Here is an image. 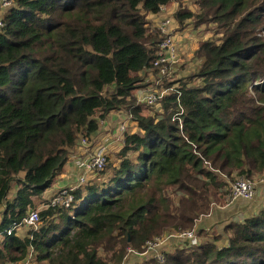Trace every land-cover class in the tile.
Instances as JSON below:
<instances>
[{
  "label": "trees",
  "instance_id": "1",
  "mask_svg": "<svg viewBox=\"0 0 264 264\" xmlns=\"http://www.w3.org/2000/svg\"><path fill=\"white\" fill-rule=\"evenodd\" d=\"M172 2L18 0L5 15L0 264H19L31 249L37 264H107L100 249L116 247L122 264L127 248L142 252L154 237L194 230L211 213L213 199L227 194L215 170L264 173V0H197L202 17L223 35L219 45L205 42L198 50L200 86L181 88L182 131L172 122L176 95L164 101L166 115L157 121L134 105L139 74L166 37L149 32L148 16ZM193 17L176 14L180 25ZM124 108L143 134L127 137L119 167L105 181L76 190L71 208L40 212L37 230L9 234L37 210L79 138H91L101 121ZM223 238L228 246L219 247ZM145 264H264V208L228 224L224 236Z\"/></svg>",
  "mask_w": 264,
  "mask_h": 264
},
{
  "label": "rangeland",
  "instance_id": "2",
  "mask_svg": "<svg viewBox=\"0 0 264 264\" xmlns=\"http://www.w3.org/2000/svg\"><path fill=\"white\" fill-rule=\"evenodd\" d=\"M169 8H172L170 10H167L165 13H163L159 22H156L160 24L164 20L168 18H173L177 21L176 19V14L180 11L183 12H190L193 14V18L187 20L184 22V24L180 25L179 23L173 27V29L170 31L172 36L174 35H180V36H185L189 35L192 36L193 39H198L197 42L193 43L191 46H188L186 51L182 50L181 47L179 46V62L176 65H172L168 67L167 74L165 77L161 79V82H163V85L160 86L158 89L160 92H163L169 87L172 86H179V88L182 87H198L201 84V79L198 78V73L200 71V66L202 65V60L200 57H198V50L200 46L205 43V42H213L214 44H220L222 35H223V30H220V27L212 23L211 18H204L202 17V14L204 15L203 11L200 9V7L197 4V0H173L172 4L170 5ZM148 30L151 34H159L161 36L162 34L159 33L156 29L153 30V28L156 26V23L154 20H148ZM178 22V21H177ZM263 33H260L259 36L264 40V30H262ZM157 36V35H156ZM163 36V35H162ZM177 41V40H176ZM178 43V41H177ZM189 53V57H187V54ZM143 79L142 83V88L134 92V105L138 108L141 109V115L154 119V120H159L160 118L164 117L166 115V103L164 101L167 99H164L160 101V103L154 107H150L146 104L143 103L141 100V93H145L149 87L153 85V82L156 80H159V74L157 71L154 72H149L145 73L141 76ZM143 93V94H144ZM174 96V95H172ZM171 97V96H170ZM133 107V106H131ZM129 114L131 112L124 108L122 111H117L111 113L110 116H108V119H110L112 125H109V130H106L105 134L103 135L102 132H98L95 134L93 137H91V142L93 146H99V145H104L107 142L110 141L111 137H118L115 135L116 130L118 127L121 125L122 122H126L128 119ZM132 115V114H131ZM119 118V119H118ZM118 132V131H117ZM136 132V133H133ZM134 134H143L140 127L139 123L136 121V119L132 116L131 119L127 122V132L123 135H121V141L116 142L113 144V146L108 147V166L106 168V171L97 176L96 178L91 180V183L98 184L102 181H105L108 177L109 174H111L116 166L113 165V160H111L112 156H115L116 159L121 161L122 158V151L126 146V140L127 137L132 136ZM79 142V141H78ZM118 144V145H116ZM116 145V146H115ZM136 154L132 155L131 157L133 159L136 158ZM215 173L218 175V179L222 180L226 185L224 188V191L227 193L224 198L222 197H217L213 199V204L215 206V209L217 206L225 208L224 212H231L230 209L233 207L235 204L238 203V201H233L231 197V187L232 185L240 179H251L253 180L258 188V184H264V173L263 174H257L252 175L250 177L248 176H241L237 175V173H233L231 176L224 175L220 171H216ZM170 192H172V189H169ZM14 194V193H13ZM54 194V190H50L49 192L47 191L42 197H39L36 201V209L39 212H42L48 208V204L50 202V199L52 198ZM13 196V195H12ZM12 196L10 198H12ZM213 206V207H214ZM4 210L3 206H0V222L2 220V212ZM231 214V213H230ZM230 215L229 219H224L221 222H224L223 224H219V226H225L227 223H235V222H242L245 220V217L242 215ZM205 217V216H204ZM203 218V217H201ZM200 218V219H201ZM199 219V220H200ZM42 225V221L38 225V228ZM226 225V226H227ZM225 226V227H226ZM23 228L18 235L21 237H24L27 235V233L31 230ZM33 230V229H32ZM196 230V229H195ZM194 230V231H195ZM197 234L198 239L200 242H205L204 240L201 241L205 236L203 235L204 233L206 234L207 231L201 230L195 231ZM170 233L174 234L176 232H166L164 234H161L159 236L154 237L152 240L161 238L162 240H165V245L163 247H160L158 251H155L153 249H149L147 244L144 246V250L142 252L140 251H133L127 248L124 257L122 260V264H145L146 262H149L151 260L156 259V255L158 253H163L167 254L171 251H173L176 248H182L184 246V242L179 239V238H169ZM167 240V241H166ZM178 240V241H177ZM148 252V253H147ZM123 251L121 248L116 247L114 252H109L106 253L103 249H100L99 251V256L107 263V264H116L118 261V258L122 255ZM37 264V263H36Z\"/></svg>",
  "mask_w": 264,
  "mask_h": 264
},
{
  "label": "built area",
  "instance_id": "3",
  "mask_svg": "<svg viewBox=\"0 0 264 264\" xmlns=\"http://www.w3.org/2000/svg\"><path fill=\"white\" fill-rule=\"evenodd\" d=\"M17 2L18 0H0V32L5 26V15L10 9L16 6ZM167 10H169V7H163L158 15L162 16L163 13H165ZM176 24H178V22L175 19L168 18L166 19V21L164 20L160 24H157V26L155 27L158 31L161 32V34L166 37L158 46V50L155 53V60L150 63V66L146 70H144V72L157 71L160 79L154 81L153 85L149 87L145 93L143 92L144 94L141 93V100L144 104L150 107H154L158 105L160 101L172 95H176L179 103V109L176 113L173 114L172 122L178 123L180 130L182 131V116L184 115V108L180 105V98L182 96L181 88L175 85L167 88L163 92H160L158 89L163 85L161 79L166 76L168 67L176 65L179 62V46L176 41V35H170L172 32L171 30L173 29V27H175ZM131 118L132 115L129 114L127 121L120 123L121 125L117 129L119 137H111L110 141L104 145L93 146L90 140L91 138H79V142H77L76 147L72 150L68 160V162H72L73 164V171L71 173H66L69 184L63 188L54 190V194L50 199L48 208L54 207L69 209L74 205L75 191L80 188H84L87 185H92L93 183H91V180L96 178L106 170L109 161L108 147L113 146V144H115L116 142L121 141L120 136L127 132V122ZM106 124V120L101 121L98 132H100L106 126ZM94 135H92L91 137H93ZM206 165L210 167V164L207 162ZM256 194L257 185L251 179L244 178L237 180L231 187V197L233 201H252L255 199ZM40 222V212L38 210L31 211L21 224L16 225L15 228L10 230L8 233L12 234L13 232H16L18 234L23 228H32L34 230H37ZM194 230L170 234V236H168V239L173 237L181 239L186 243V245L183 247H198L200 246L201 242ZM146 244L149 249L158 251L160 247H163L165 245V240H162L161 237L148 241ZM131 250L133 249H130V251ZM163 251L162 253H158L156 255L155 260L159 263H164L165 261V254L163 253ZM19 264H36L34 251L31 249L26 259H24Z\"/></svg>",
  "mask_w": 264,
  "mask_h": 264
},
{
  "label": "crops",
  "instance_id": "4",
  "mask_svg": "<svg viewBox=\"0 0 264 264\" xmlns=\"http://www.w3.org/2000/svg\"><path fill=\"white\" fill-rule=\"evenodd\" d=\"M170 9L172 11V8H169V10ZM0 13H1V10H0ZM159 17H160L159 15H149L148 20H154L156 23V22H159V20L161 19ZM176 40L178 41V44H180L179 46L181 47V49L184 51H186L188 46H191L193 43L198 41V39H193L192 36H189V35H185V36L176 35ZM187 57H189V53L187 54ZM145 73H149V72H142L139 75L142 76ZM106 122H107L106 126L102 130L100 129L101 131H104L102 132L103 135L105 134L106 130H109L110 128L109 125L110 124L112 125L110 119L107 118ZM133 133H136V132H133ZM115 135L119 137L117 130H116ZM111 160L114 161L113 162L114 166L119 167L120 161L116 159L115 156H112ZM72 171H73L72 162H67L62 172L56 176L54 183L52 187L48 190V192L50 190H57L59 188H63L66 185H68L69 180L66 177V173L67 172L71 173ZM263 208H264V184L260 183L258 184L257 194L254 200L252 201L238 200V203L235 204L233 207H231L230 209L231 212H224L225 208H222L219 206H217V208L215 209V206H214L212 208L211 213L208 216L201 218L196 223V227L194 229L198 231H201V230L207 231L206 234L205 233L203 234L205 237L201 241L203 240L205 242L212 241L214 237L224 236V228L227 225V223L225 224V226H219V224H223L224 222H221V221H223L224 219H229L230 215L235 216V215L240 214L244 216L246 219V218H249V217H252L258 214ZM205 242H201V243H205ZM185 245L186 243L184 242V246ZM217 245L219 247L228 246V241L226 238H223L217 243Z\"/></svg>",
  "mask_w": 264,
  "mask_h": 264
},
{
  "label": "bare ground",
  "instance_id": "5",
  "mask_svg": "<svg viewBox=\"0 0 264 264\" xmlns=\"http://www.w3.org/2000/svg\"><path fill=\"white\" fill-rule=\"evenodd\" d=\"M178 241V240H177Z\"/></svg>",
  "mask_w": 264,
  "mask_h": 264
}]
</instances>
